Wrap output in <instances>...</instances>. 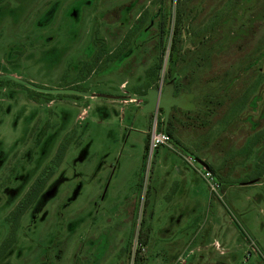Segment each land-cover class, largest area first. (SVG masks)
<instances>
[{
    "label": "rangeland",
    "instance_id": "obj_1",
    "mask_svg": "<svg viewBox=\"0 0 264 264\" xmlns=\"http://www.w3.org/2000/svg\"><path fill=\"white\" fill-rule=\"evenodd\" d=\"M40 177L0 264H264V0H0V244Z\"/></svg>",
    "mask_w": 264,
    "mask_h": 264
},
{
    "label": "trees",
    "instance_id": "obj_2",
    "mask_svg": "<svg viewBox=\"0 0 264 264\" xmlns=\"http://www.w3.org/2000/svg\"><path fill=\"white\" fill-rule=\"evenodd\" d=\"M181 14L182 11L178 10L177 12V17H176V26L174 29V33L171 39L172 42V52H171V56L173 55V53H175L177 51V43L179 42V38H180V19H181ZM99 58V56L97 57ZM158 69H160V65H156L155 66V70L158 72ZM174 78V77H172ZM171 78V79H172ZM168 82V81H167ZM175 85H176V79L174 78V87H173V94H174V89H175ZM163 90V88H162ZM178 94V93H177ZM176 95V94H174ZM163 112L165 111L164 108L159 107ZM170 108H174V105H172ZM170 111V110H169ZM169 114V113H168ZM165 116L162 117V121L160 122V127L159 129H156L157 131H163L165 132L169 138L173 135V130H172V126H171V121L167 120L164 124H163V120H164ZM148 137L145 141V147H144V151H145V155L147 154L148 148H149V142H148ZM65 151V144L61 143L58 151H57V158L60 157L61 155H63ZM43 185H44V179L42 177H40L39 179L36 180V182H34L30 188L28 189V191L26 192V194L24 195V197L17 203V205L9 212V214L6 216V221L7 224L9 226V231L7 236L5 237V239L3 240V242L0 244V257L2 255H4L9 248L11 247L12 243L14 242V238H15V231L19 225V221L21 216L24 214V212L31 207L39 198L40 194L42 193V189H43Z\"/></svg>",
    "mask_w": 264,
    "mask_h": 264
},
{
    "label": "water",
    "instance_id": "obj_3",
    "mask_svg": "<svg viewBox=\"0 0 264 264\" xmlns=\"http://www.w3.org/2000/svg\"><path fill=\"white\" fill-rule=\"evenodd\" d=\"M174 87V78L170 79L163 86V90L161 87L156 89H150L146 94V97L149 98V106L156 107L159 106L164 108L165 112H169L170 107L172 105H177L179 107H185L187 109H194L195 104L192 102L193 93L191 92H180L176 95L173 94ZM206 167V166H205ZM206 169H208L206 167Z\"/></svg>",
    "mask_w": 264,
    "mask_h": 264
},
{
    "label": "built area",
    "instance_id": "obj_4",
    "mask_svg": "<svg viewBox=\"0 0 264 264\" xmlns=\"http://www.w3.org/2000/svg\"><path fill=\"white\" fill-rule=\"evenodd\" d=\"M168 139H169V136L165 132L157 131L156 129H153L151 131L150 137H149V147L152 150L155 147H157L158 145L166 144ZM205 176L210 178L211 172L206 171Z\"/></svg>",
    "mask_w": 264,
    "mask_h": 264
}]
</instances>
